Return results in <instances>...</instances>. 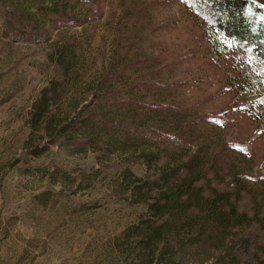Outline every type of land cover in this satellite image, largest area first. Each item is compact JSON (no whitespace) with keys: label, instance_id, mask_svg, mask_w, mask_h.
<instances>
[{"label":"rangeland","instance_id":"1","mask_svg":"<svg viewBox=\"0 0 264 264\" xmlns=\"http://www.w3.org/2000/svg\"><path fill=\"white\" fill-rule=\"evenodd\" d=\"M207 33L188 0H0V264H250L264 181L208 200L264 173L263 67Z\"/></svg>","mask_w":264,"mask_h":264},{"label":"trees","instance_id":"2","mask_svg":"<svg viewBox=\"0 0 264 264\" xmlns=\"http://www.w3.org/2000/svg\"><path fill=\"white\" fill-rule=\"evenodd\" d=\"M192 11H196L202 22L208 26L207 41L210 50L218 53L223 49L241 50L249 53L263 67V74L258 81H264V4L259 0H188ZM252 118V117H250ZM255 120V119H254ZM251 144L240 143L237 146L223 145V149H242L245 152L252 151ZM222 149V150H223ZM261 158L264 157V148L261 149ZM184 178L180 179L183 181ZM264 181V173L258 176L246 174H232L230 180L221 190H216L208 200L214 213H222L223 205H231L232 192L239 184L246 181ZM177 179L170 176H159L145 191H153L156 188L160 198L149 204L150 210L159 212L177 207L181 200V192ZM146 193V192H142ZM156 207V208H154ZM264 220V219H263ZM263 221H258L257 228H262ZM153 231H158L154 230ZM255 254L250 264H264V239L254 244Z\"/></svg>","mask_w":264,"mask_h":264}]
</instances>
